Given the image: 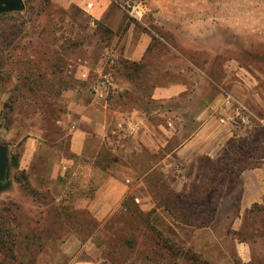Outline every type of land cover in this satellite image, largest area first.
<instances>
[{
	"label": "rangeland",
	"instance_id": "374dc122",
	"mask_svg": "<svg viewBox=\"0 0 264 264\" xmlns=\"http://www.w3.org/2000/svg\"><path fill=\"white\" fill-rule=\"evenodd\" d=\"M23 2L22 11L0 13V144L9 160L0 264H188L193 256L264 264V193L251 203L246 188L250 170L264 168V0H208L209 18L221 23L205 42L177 46L187 61L161 76L187 89L159 105L126 97L160 111L144 118L151 143L141 144L135 119V127L123 123L118 144L88 137L79 154L74 132L88 126L77 106L106 99L93 94L99 74H76L88 19L53 0ZM174 147L183 154L176 161L166 157ZM118 162L134 168L130 181L142 179L153 203L98 218L97 192ZM211 215L206 227L185 223ZM166 237L176 249L170 259L153 251ZM177 248L189 251L187 263Z\"/></svg>",
	"mask_w": 264,
	"mask_h": 264
},
{
	"label": "crops",
	"instance_id": "0c3cea01",
	"mask_svg": "<svg viewBox=\"0 0 264 264\" xmlns=\"http://www.w3.org/2000/svg\"><path fill=\"white\" fill-rule=\"evenodd\" d=\"M53 1L65 11L77 12L87 18L90 25V37L81 50L83 55L74 56L79 60L76 63L78 78L85 80L92 73H107L112 78L105 100L94 102L86 110L83 104L77 106L80 112L78 122L87 125L88 129L78 127L74 132V152H82L84 140L88 137L100 140V143L116 141L114 144H118L123 123L132 128L137 126L135 119H140V125L143 124L139 137L141 144L151 143L144 118H159L160 111L148 112L142 107L131 106L126 97L159 105L162 100L187 89L186 83L170 79L163 81L161 76L173 74L178 68L177 61H187L177 46L205 42L210 29L221 23L209 18L208 0H146L149 11L141 21L131 19L116 0ZM157 126L159 128L160 124ZM189 143L184 144L185 147ZM182 155L178 147L166 153V157L175 161ZM133 169L123 162L113 164V174L96 195V200L105 204V209L96 213L98 218L105 217L110 209L123 208L122 202L128 192L135 195L134 201L143 208H146L145 204L153 203L142 179L136 183L130 181L128 172ZM261 173L264 168L252 169L248 174L246 188L251 203L262 199L264 178ZM68 264L99 263L72 259Z\"/></svg>",
	"mask_w": 264,
	"mask_h": 264
},
{
	"label": "trees",
	"instance_id": "16d2710c",
	"mask_svg": "<svg viewBox=\"0 0 264 264\" xmlns=\"http://www.w3.org/2000/svg\"><path fill=\"white\" fill-rule=\"evenodd\" d=\"M179 197L185 199L183 195H178V198ZM130 202H134V198L130 197L129 195H126L123 202H122V206L125 210H127L131 207ZM179 205H180V203H179ZM206 207H209V205L207 204ZM9 209H8V211H9ZM212 220H213V215L208 216L207 218L189 216L188 219H186L185 223H187L188 225L197 226V227H206L209 225V223ZM9 221H11V219ZM161 242H162V245L160 247H158V244H159L158 242L154 243V246H153L154 253H157V255L159 254V256H161L163 259H170L172 257V255L174 254V251L176 250L174 247V244L171 243V241L168 239V237L164 238L163 241L161 240ZM128 254L129 253L127 252L126 256ZM178 254L184 263H187L189 261L188 258L186 257L189 254L188 250H182V249L177 248L176 255H178ZM188 264H208V262L207 261L200 262L199 259H197L196 257L194 258V256H193L192 260L189 261Z\"/></svg>",
	"mask_w": 264,
	"mask_h": 264
},
{
	"label": "built area",
	"instance_id": "2783aa9c",
	"mask_svg": "<svg viewBox=\"0 0 264 264\" xmlns=\"http://www.w3.org/2000/svg\"><path fill=\"white\" fill-rule=\"evenodd\" d=\"M117 3L127 12L129 17L135 21H141L148 13V4L146 0H116ZM112 84L110 74L101 73L96 80L92 90L93 94L105 99L109 87Z\"/></svg>",
	"mask_w": 264,
	"mask_h": 264
},
{
	"label": "water",
	"instance_id": "95a60500",
	"mask_svg": "<svg viewBox=\"0 0 264 264\" xmlns=\"http://www.w3.org/2000/svg\"><path fill=\"white\" fill-rule=\"evenodd\" d=\"M23 0H0V13L22 11ZM9 172L8 148L0 144V187L7 185Z\"/></svg>",
	"mask_w": 264,
	"mask_h": 264
}]
</instances>
